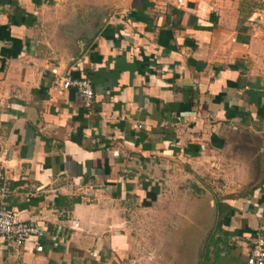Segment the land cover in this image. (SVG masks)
Instances as JSON below:
<instances>
[{"label":"crops","instance_id":"obj_1","mask_svg":"<svg viewBox=\"0 0 264 264\" xmlns=\"http://www.w3.org/2000/svg\"><path fill=\"white\" fill-rule=\"evenodd\" d=\"M0 0V264H248L264 240V0ZM89 79L92 110L59 76ZM74 221L81 229H72Z\"/></svg>","mask_w":264,"mask_h":264},{"label":"built area","instance_id":"obj_2","mask_svg":"<svg viewBox=\"0 0 264 264\" xmlns=\"http://www.w3.org/2000/svg\"><path fill=\"white\" fill-rule=\"evenodd\" d=\"M178 2L179 5L184 4V0ZM71 90L77 93L85 109L90 112L96 98L92 82L87 78H74L70 73L59 76L58 94L63 95ZM10 194L11 190L6 176L0 170V250L9 242L22 246L29 241H34L37 251L42 252L44 247L41 242L46 238V233L36 223L21 220L17 214L8 211L3 206V202ZM72 229L79 231L81 229L80 222L74 221ZM248 264H264L263 239L253 242Z\"/></svg>","mask_w":264,"mask_h":264}]
</instances>
